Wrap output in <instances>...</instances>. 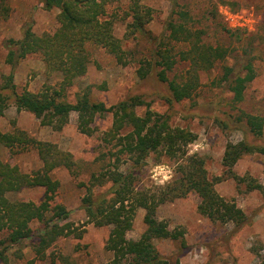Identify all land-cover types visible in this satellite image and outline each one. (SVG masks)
<instances>
[{"label":"trees","instance_id":"obj_1","mask_svg":"<svg viewBox=\"0 0 264 264\" xmlns=\"http://www.w3.org/2000/svg\"><path fill=\"white\" fill-rule=\"evenodd\" d=\"M8 1L0 0V22L9 18ZM120 2L41 0L45 10H59L58 29L53 34L36 35L27 28L20 40H8L6 64L14 69L28 56L38 55L47 70L60 74L62 80L57 86H48L38 93H19L12 71L0 84V118L13 105L18 112H29L40 119L42 125L61 131L70 123L71 114L76 113L78 130L91 136L96 117L112 114V128L104 136L107 144H113L110 159L108 165H103L83 184L86 194L81 208L88 223L111 227L106 250L113 258L105 264H176L164 257L154 243L168 239L180 241L184 235L181 231H171L166 221L157 219L158 209L163 204L196 193L200 198L198 212L210 221L232 224L237 230L250 223L234 200L218 194L215 185L222 178H208L202 157L187 159L186 165L180 167L183 175L173 183L151 188L140 185L143 180L141 170L152 154L164 151L171 158L184 159L186 148L197 136L188 129L171 126L167 116L152 112L140 96L107 107L93 101L90 90L77 96L75 103L66 101V92L88 71V44L105 49L118 65L132 63L130 57L133 56L125 50L122 39L115 32L119 20L126 25V39L134 40L140 36L151 42L149 58L138 61L136 73L142 81L153 78L166 84L169 92L166 101L170 105L193 99L201 87V74L212 70L217 62L230 58L236 59L237 66H225L222 81L232 92L233 101L242 102L247 85L257 76L254 56L251 50L234 56L228 48L209 45L205 41L206 31L191 26L190 13L179 10V0H170L172 8L165 28L168 35L160 40L151 37L147 28L153 20L151 8L144 6L141 0H130V6L119 18L109 10ZM222 31L233 36V31L226 26ZM180 65L187 66L182 74L176 72ZM172 72L174 76L170 78ZM142 106L147 107L143 116L137 113V108ZM216 121L222 130H241L245 135L236 144H227L223 157L225 167L233 168L245 155L264 154V145L258 142L264 139V116L242 112L235 120L217 118ZM0 145L15 153L33 150L42 164L41 168L24 173L17 165L0 162V264H19L25 258V250L35 255L27 264L44 261L59 239L82 238L84 233L68 221L70 212L67 208L55 202L60 182L53 179L52 173L60 168L74 170L73 155L50 142L33 139L23 131L0 132ZM125 165L127 170H121ZM234 179L239 183L247 181L239 177ZM249 180L248 191L258 190L264 195V186ZM34 188L45 189L44 201L40 204L12 201L9 196ZM140 209L145 211L146 229L138 240H132L127 234L133 229ZM35 225L38 226L35 228ZM62 259L63 263L68 260ZM52 262H56L55 257ZM260 264H264V260Z\"/></svg>","mask_w":264,"mask_h":264},{"label":"rangeland","instance_id":"obj_2","mask_svg":"<svg viewBox=\"0 0 264 264\" xmlns=\"http://www.w3.org/2000/svg\"><path fill=\"white\" fill-rule=\"evenodd\" d=\"M10 15L0 22V84L4 76L14 71V82L19 93L29 91L38 93L48 86H57L62 80L60 74L50 73L38 55L22 60L14 69L6 64L8 40H20L23 32L31 28L36 35L53 34L59 27V10H45L41 0H9ZM153 10V20L147 26L150 36L166 39V25L170 18V0H141ZM179 10H186L192 17L196 29L206 31L205 41L212 46H222L231 50L234 56L252 51L256 78L247 85L244 100L233 101V94L222 81L224 67L237 66L236 59L217 62L215 67L201 74V87L191 100L170 105L166 84L153 78L140 80L136 70L138 61L149 58L153 47L147 38L126 39V25L119 20L116 35L122 39L125 50L129 51L132 63L118 65L115 58L105 49L88 44L89 66L85 75L77 78L66 92V101L75 103L77 96L90 90L93 101L104 103L107 107L118 104L133 96H140L149 104L154 113L169 118L171 126L188 129L197 139L186 148L184 159L171 158L164 151L152 154L142 168L143 180L140 185L148 188L166 186L182 175L180 167L190 158L202 157L208 178H222L215 185L218 194L234 200L247 215L250 223L237 230L232 224L212 222L198 212L200 198L190 193L160 206L157 212L159 221H166L171 231L183 232L180 241H155L158 251L176 264H260L264 260V195L258 191H248L247 183L253 179L264 186V154L243 156L231 169L223 165V157L229 142L237 143L244 138L241 130H222L217 118L235 120L242 112L264 116V0H179ZM130 6V0H121L110 8V12L122 18ZM233 31L227 36L222 28ZM186 65H180L177 73L182 74ZM170 78L174 72L169 73ZM146 106L137 108V113L145 115ZM78 115L72 113L70 123L61 131L42 125L35 115L10 106L0 118V132L23 131L31 138L50 142L59 149L73 155L74 170L60 168L52 173L54 180L60 182L55 202L70 212L68 221L79 231L82 238L69 236L61 238L49 250L48 258L35 264H105L113 255L106 250L111 227H97L88 223L86 213L81 208L86 194V184L93 173L108 165L113 144L104 141L105 134L112 128L113 115L97 116L91 136L78 130ZM264 145V139L258 141ZM114 152V151H112ZM0 162L17 165L22 172L30 173L41 168L42 164L35 151L11 152L0 145ZM128 166L121 170L126 171ZM236 177L247 181L239 183ZM12 201L25 200L40 204L44 201L45 189H25L9 195ZM145 211H137L134 226L127 237L138 240L146 229ZM38 225H35L36 228ZM183 242V243H182ZM25 258L19 264H27L35 258L30 250H25ZM56 262H52V258ZM62 258L68 259L65 263Z\"/></svg>","mask_w":264,"mask_h":264}]
</instances>
